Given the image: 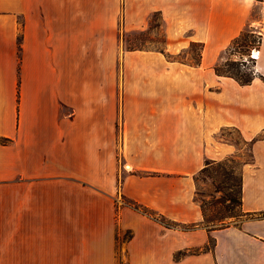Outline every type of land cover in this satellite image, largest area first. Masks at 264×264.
<instances>
[{
	"label": "crops",
	"instance_id": "crops-1",
	"mask_svg": "<svg viewBox=\"0 0 264 264\" xmlns=\"http://www.w3.org/2000/svg\"><path fill=\"white\" fill-rule=\"evenodd\" d=\"M130 1L125 19L136 11L143 26L149 13L161 12L170 52L203 43L201 64L143 50L126 51L119 67L117 0H0V235L18 236L22 245L23 235L38 233L40 185L117 182L120 132L128 167L122 193L171 220L201 223L196 176L208 161L241 157L250 144L240 224L183 230L132 211L127 264H264V0H144L143 14V6L129 10ZM250 25L262 30L260 55L257 76L243 85L216 66ZM227 128L245 145L223 135ZM131 131L138 140L132 150ZM211 237V250L175 258Z\"/></svg>",
	"mask_w": 264,
	"mask_h": 264
},
{
	"label": "rangeland",
	"instance_id": "rangeland-1",
	"mask_svg": "<svg viewBox=\"0 0 264 264\" xmlns=\"http://www.w3.org/2000/svg\"><path fill=\"white\" fill-rule=\"evenodd\" d=\"M117 2L120 6L119 67L126 66L124 58L126 51L138 52L143 50L160 51L166 55L169 61H179L191 65L198 64L203 51L199 43H192L191 47L185 50L170 52L167 49L163 18L158 12L149 13L143 26L144 18L139 16L136 11L129 14L128 18L125 19L124 5L126 0H117ZM139 6L144 7L143 14L148 3L144 4V0H131L129 2V10L131 11ZM128 22L132 23L129 28L125 26ZM247 30L251 32L250 37L234 46L231 49L232 53H226L220 63L223 69H230L243 76L257 73L256 62L247 60V57L253 53L256 47L260 46L262 34V30L253 25H250ZM232 61H237L239 64L234 66ZM133 62L135 66L142 65V59L136 56H134ZM228 62L231 65H227ZM122 121L123 116L122 111H120L121 124ZM130 134L135 139H132V150L138 146V140L133 131ZM223 135L232 141L245 145L237 130L227 128L223 131ZM123 143L124 138L120 132L118 137L119 153L116 157L117 182H81L72 178L71 182H53L49 183V186L40 185L41 209L39 211L38 233L23 235L22 245L18 243V236L0 235V264H6L4 259H11L14 262L16 257L44 260L38 262L55 259V264H74L75 260L78 261L81 258L97 257L117 260L118 264H127L128 245L134 237V228L128 226V220L133 217L132 211L140 212L156 222L160 221L166 227H177L183 230L199 226L208 229L224 228L232 224H240L246 218V213L243 211L239 199L241 197L243 163L245 160L251 159L250 144L245 145V153L241 154V157L235 155L227 159L212 161L213 163L207 173L200 178L198 176L201 172L196 176L198 183L197 199L201 202L202 207L204 206V220L201 223H182L162 216L136 200L129 199L122 193V179L128 171L122 154ZM131 173L140 176L162 174V172L142 170H134ZM134 202L141 208L138 205V207L134 206ZM150 212H153L155 217L150 215ZM215 243L216 239L211 237L205 248L192 247L179 251L200 253L208 250V247L214 246ZM21 246L23 255L19 252Z\"/></svg>",
	"mask_w": 264,
	"mask_h": 264
},
{
	"label": "trees",
	"instance_id": "trees-1",
	"mask_svg": "<svg viewBox=\"0 0 264 264\" xmlns=\"http://www.w3.org/2000/svg\"><path fill=\"white\" fill-rule=\"evenodd\" d=\"M157 12H158V14L161 15V12L160 11H156V13ZM250 35H251V32H248L247 29L245 31H243V33L234 40L233 44L227 50V53H232L231 52V49H233V47L236 46L237 44H240L241 42H244L247 38L250 37ZM197 43H199L201 45V47L204 48V44L203 43L193 42V44H197ZM201 61H202V53H201V58L198 61V64H201ZM231 63L234 66H237L239 64L237 61H232ZM231 63L228 62L227 65H231ZM216 70H217V73L220 74V75H228V76H232V77L236 78L243 85L252 83L254 81L255 77L257 76L256 74L249 75V76H243V75H240L239 73H236V72L231 71L230 69H226V70L223 69V67L221 66V64H218L216 66ZM212 163H213L212 161H208L207 165L203 168V170L201 171L200 175L198 176L199 178L202 177V175H204L205 173H207L209 171L210 166H211ZM241 185H242V188H241V197H240L239 201H240V205L242 207V203H243V197H242V192H243V176H242V184ZM133 205L136 206V207L139 206L136 202H134ZM139 207L141 208V206H139ZM203 209H204V206H203ZM153 214H154L153 212H150V215H152V216L155 217V215H153ZM262 215L264 216V213ZM212 248H213V246L212 247H208L209 250H211ZM188 252L187 251H179V252L176 253V256L175 257H176V259H179V258H181L182 254H185L186 255V254H188Z\"/></svg>",
	"mask_w": 264,
	"mask_h": 264
},
{
	"label": "built area",
	"instance_id": "built-area-1",
	"mask_svg": "<svg viewBox=\"0 0 264 264\" xmlns=\"http://www.w3.org/2000/svg\"><path fill=\"white\" fill-rule=\"evenodd\" d=\"M259 55H260L259 47H256L253 50V53L247 57V60H251V61H255L256 62L259 59Z\"/></svg>",
	"mask_w": 264,
	"mask_h": 264
}]
</instances>
